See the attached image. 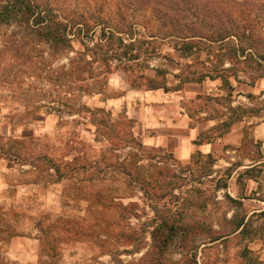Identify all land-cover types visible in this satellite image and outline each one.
Instances as JSON below:
<instances>
[{"label": "rangeland", "instance_id": "obj_1", "mask_svg": "<svg viewBox=\"0 0 264 264\" xmlns=\"http://www.w3.org/2000/svg\"><path fill=\"white\" fill-rule=\"evenodd\" d=\"M35 2L66 17L83 16L96 30L90 34L95 42L102 26H118L125 32L120 35L124 44L133 47L128 55L102 54L111 70L74 101L67 99L72 87L68 78L54 87L29 77L67 71L77 58L74 52L49 57L42 45L46 60L40 65L38 59L37 66L19 60L15 52L0 59V75L7 81L0 87V264H264L263 237L248 239L264 228V218L253 220L248 237L230 235L209 243L201 235L230 234L235 215L249 218L264 211V168L252 179L238 180L251 164L261 163L262 118L242 122L250 151L241 146L228 155L185 161L145 148L137 121L128 114L153 87L165 81L178 85L206 72L228 78L235 87L231 107L264 108V78L253 86L245 77L264 73L263 60L259 66L247 54L228 58V41L211 51L210 61L206 46L194 58H181L173 53L170 37L194 30L205 38L207 32L235 31L245 22L264 41V0ZM13 30L5 28L2 34L12 35ZM204 38L199 40L207 43ZM75 50H82L81 45L76 43ZM31 83L50 87L52 96L26 93ZM213 84L210 93L188 108L195 121L212 119L220 127L234 116L222 80ZM57 94L61 98L54 101ZM124 98L137 101L123 108L112 105ZM232 167L229 178L226 170ZM225 182L226 189L218 188ZM225 194L243 206L230 203ZM171 226L197 233L191 249H183L178 238L163 252L154 249L151 233Z\"/></svg>", "mask_w": 264, "mask_h": 264}, {"label": "trees", "instance_id": "obj_2", "mask_svg": "<svg viewBox=\"0 0 264 264\" xmlns=\"http://www.w3.org/2000/svg\"><path fill=\"white\" fill-rule=\"evenodd\" d=\"M239 3L240 2H238V4ZM5 28H13L15 30H13L12 35L2 34ZM236 29L235 31L227 30L223 33L207 32L208 36L205 38L195 34L194 30H187L186 34H182L181 36L171 35L170 37L174 38L171 42L173 43V53L178 54L181 58H194L196 54H201V51H203L202 46H206L208 48L207 54H209L208 59L210 61L211 51L215 48H222L225 42L228 41L230 49L225 52H228V58L238 60L239 57L247 54L245 56L247 60L255 61V59H257L255 63L261 66L262 60L264 62V55L261 56V54H264V41L256 38L251 26L245 24V22L237 26ZM95 31L96 30H92V26L83 16L74 15V17H66L54 9L40 6L35 0H0V59H4L5 54L15 52V56L19 60L22 59L28 63L30 61H35L34 64L37 66L38 59H41V62H39L40 65H42L43 62L45 63L46 60L43 51L40 50L42 45H46L50 51L48 53L50 54L49 57H56L60 54L74 52L77 54V58L71 61L67 71L58 73L53 71L44 74L35 73L29 76L30 78H35L36 81H40L46 85H53L54 87L60 85L65 77L68 78L72 83L71 90L68 92L69 98L67 99L69 100L71 99L74 101L80 94L89 93V83L97 84L101 82L105 74H107L106 72L111 70L109 59L102 54L128 55L132 53L131 49L133 45L124 44V39L120 35L125 34V32H121L118 26H102L99 38L96 42L90 37V34L93 32L95 33ZM200 38H204L207 43L200 41ZM76 43L81 45L82 50H75ZM213 44L218 45L214 46ZM119 48H127V50H124L123 53L120 52ZM31 50L39 53L33 54ZM218 54H220V52ZM97 68L101 70L98 71ZM227 72L236 80L239 79V76L234 71L228 70ZM210 73L211 72H206L205 74H201L197 79L188 78L185 79V81L180 80L179 84L173 89H179L185 83H201L207 79L212 81L222 80L228 91L230 111L234 116V120H231V122H224L220 126V130H229L236 122H243L250 118H262L261 120L264 122L263 107L259 109H248L243 106L231 107V99L233 98L235 87L228 78H224L219 74L212 75ZM159 75L160 72L157 70V76ZM245 77L249 80L250 84L254 86L259 79L264 78V73H247ZM151 82L155 81L152 80ZM6 84V78H2V75H0V87L5 88ZM26 86L25 92L28 94L33 92L34 94L38 93L43 96H52L49 94L50 90L53 91L50 87L45 90L38 87L35 83L27 84ZM156 88L158 87H153V89ZM65 96L68 97L67 95ZM53 97L54 101H57V99L61 98V95L57 94ZM247 97L249 99L254 98L252 95H248ZM262 105H264V102ZM71 111H73V109H71L70 112ZM247 136L248 128L245 130L242 146L245 150L250 151ZM258 146L260 148L259 162L261 163L257 164V161L251 164L239 175L238 180L243 176H249V179H252L251 175L253 173L259 172L264 168V152L262 150L264 145L260 143ZM208 157L211 158V156ZM241 165L242 164H234L233 167H240ZM233 167L226 170L229 178H231ZM218 188L226 189L227 183L219 184ZM225 197L230 203L241 207L243 206L240 200L232 198L229 194H225ZM241 199H247V197L242 196ZM257 218H264V211L254 213L249 218H247V216L239 218L235 215L233 219L230 220V224L233 226L230 234L211 231L201 235L202 237H206L209 243H215L225 238L227 239L230 235L248 237L253 220ZM165 223L168 224V222ZM164 225L167 226L166 224ZM196 234V232L191 230L178 232L175 231L174 226H171V229L166 232L159 229L154 230L151 233V237L153 239L154 249L163 252L170 247L177 238L180 239V245L183 249H191L192 244L196 243ZM260 234L264 240V228H260V230L255 232V235L249 236L248 239L250 241L254 240V238ZM247 251L250 252L249 250Z\"/></svg>", "mask_w": 264, "mask_h": 264}, {"label": "crops", "instance_id": "obj_3", "mask_svg": "<svg viewBox=\"0 0 264 264\" xmlns=\"http://www.w3.org/2000/svg\"><path fill=\"white\" fill-rule=\"evenodd\" d=\"M155 77L156 72L152 79ZM214 82H191L179 89H172L177 84L171 85L165 81L162 86L142 93L141 105L129 107L128 114L137 121L143 146L185 161H191L195 156L216 158L239 149L246 130L242 122L221 131L212 119L197 122L190 114L188 104L210 93V84L215 85ZM132 98L117 100L112 105L123 108L125 103L132 104L140 99L134 96L137 100L133 101ZM145 98L148 100L145 101Z\"/></svg>", "mask_w": 264, "mask_h": 264}]
</instances>
